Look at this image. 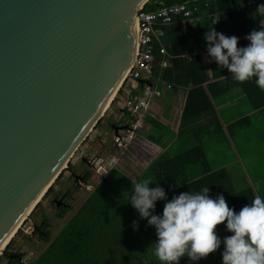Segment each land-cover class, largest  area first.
<instances>
[{
    "label": "water",
    "instance_id": "obj_1",
    "mask_svg": "<svg viewBox=\"0 0 264 264\" xmlns=\"http://www.w3.org/2000/svg\"><path fill=\"white\" fill-rule=\"evenodd\" d=\"M147 1L0 0V256L118 95Z\"/></svg>",
    "mask_w": 264,
    "mask_h": 264
},
{
    "label": "trees",
    "instance_id": "obj_2",
    "mask_svg": "<svg viewBox=\"0 0 264 264\" xmlns=\"http://www.w3.org/2000/svg\"><path fill=\"white\" fill-rule=\"evenodd\" d=\"M184 1L188 0H148L144 9L157 10ZM246 2L247 0H211V3L206 5V1H199V11L196 13L201 16L200 20L183 23L181 18H177L176 22L172 24L159 26L162 31L160 41L166 45L169 54L172 55L170 65L162 70V81H166L172 89L183 88L187 96L178 132V137L180 140L182 139V151L174 157L179 159L183 157L185 150H189L188 152L192 154L191 158L194 161L196 160L194 153L197 152L200 156L198 159L206 162L207 165L203 166L194 178L185 177L186 175L180 174L182 171H173V167L177 164L175 158L169 157L164 152L153 160L146 169L142 170L135 180L129 178L116 167H112L108 175L100 181L76 214L71 217L38 257L28 262H21L22 255L20 254L18 259L9 257L8 264H108L112 236L120 238L123 231H118V229L129 223L128 218L131 214L133 217L140 216L139 212L131 205L130 197L133 194L132 182H139L143 179L153 180L154 182L150 183L152 185L149 184L150 188L162 187L166 195L172 193V197L178 196L182 192L192 191L195 193L204 187H209L211 198L215 199L222 194L232 204L237 199H243L244 194L247 193L255 198L250 187L240 192L236 190L232 175L227 168L212 169L208 165L201 134L196 127L200 119L207 118L208 130L206 134L216 135L217 130L212 125L214 121L219 122L220 118L213 100L220 95L233 91L243 93L248 106V109L241 112L236 118V125L252 120L251 113L264 111V90L256 85L255 79L240 83L232 78V73L227 68H220L214 60L210 62V71H208L205 69L201 54L202 51H207V41L204 39V34L211 27L226 36H237L239 38L238 47H246L250 44V41L245 37L252 30L259 31L261 29L260 21L264 17L257 13V8L264 4V0H257L256 4L252 6L245 5ZM211 13L216 18L207 16ZM155 46L156 54L159 55V41L155 42ZM187 52H196V55L191 58L183 55ZM159 72V67H156L154 76L159 75ZM122 91L121 88L119 93ZM102 121L103 118L95 128ZM152 121L154 127L155 125H162L158 120ZM113 125H119V123ZM156 140L158 141V138ZM90 176L91 172L87 171L83 180L87 181ZM52 190L53 186L46 195ZM167 201H156V208L152 214L162 215L164 204ZM249 202L251 201L245 200V204ZM68 210H70V206H60L57 215L63 217ZM43 221L39 228L46 231L47 234L42 235V239L50 241L51 232L47 230V218L44 217ZM151 227L155 232L157 241L156 229L152 225ZM134 249V244L129 248V251L121 245L119 251H124L127 261L129 259L132 263L137 260V264H156L154 259L145 260L143 257L140 260L139 255L141 254L140 251H137L139 248ZM113 257L114 252L111 259ZM219 259L221 260L219 264H223L222 255ZM199 260L192 261L188 257H183L180 264H193ZM203 260L206 259L203 258ZM158 263L160 264L159 261Z\"/></svg>",
    "mask_w": 264,
    "mask_h": 264
},
{
    "label": "clouds",
    "instance_id": "obj_3",
    "mask_svg": "<svg viewBox=\"0 0 264 264\" xmlns=\"http://www.w3.org/2000/svg\"><path fill=\"white\" fill-rule=\"evenodd\" d=\"M257 13L264 17V4L258 6ZM260 24L261 30H252L245 37L250 41L246 47H238L237 36L218 33L214 27L208 28L204 39L208 62L214 60L220 68H227L240 83L255 79L264 90V19ZM165 86L172 89L168 83ZM152 182H132L130 202L141 218L150 217L148 224L156 229L158 239L152 245L160 264H180L183 257L192 261L208 257L220 248L222 241L216 229L225 222L233 234L223 239V264H264V198L260 195L237 213L222 194L211 198L210 188L204 187L195 193L173 196L164 204L162 215H154L156 201L166 200V192L159 186L150 188ZM133 226L138 230L137 221H133Z\"/></svg>",
    "mask_w": 264,
    "mask_h": 264
},
{
    "label": "crops",
    "instance_id": "obj_4",
    "mask_svg": "<svg viewBox=\"0 0 264 264\" xmlns=\"http://www.w3.org/2000/svg\"><path fill=\"white\" fill-rule=\"evenodd\" d=\"M206 52L207 51H205V54ZM203 60L205 69H208V56L206 57V55H204ZM152 78H154V76ZM151 84L156 86L155 79L152 80ZM166 84V81H160L157 84L158 87L163 88L162 91L159 89L161 94L154 97L151 109L146 112L145 124L137 132L136 142L138 139L140 140L141 137L143 138L142 141L138 142V145L140 143L141 144L137 147L141 148V153H145L150 158V161L146 165L140 164L142 168L141 171L146 169L153 160L158 158L164 152L169 157L175 158L174 156H178L182 151V139L180 140L178 137V132L180 129L183 108L187 96L183 88L179 90L167 89L165 86ZM129 89L130 84H128V87H125L127 94ZM123 91L121 93H123ZM121 93H119V97ZM127 94L125 96H121V98H123V105ZM213 102L215 104L216 112L220 118L219 122L214 121L212 125V127L216 128L217 130L216 135L206 134V131L208 130L207 118L200 119L196 125L200 132L199 134H201V141L205 149V157L207 159L208 165L212 169H218L222 167L227 168L232 175L234 186L237 191L240 192L250 187L254 192L255 197L260 195L262 198H264V111H255V113L250 114V116H252V120L237 123L236 125V118L239 117L241 112L248 109L243 93L235 91L225 93L216 97ZM119 109H121L120 106ZM122 112L124 113L123 116H117V114L114 113L113 117L115 120L109 119L110 122L108 125L114 124L112 122L118 121H121L120 126L126 125L129 119L128 117L130 116L125 112L124 109ZM152 120H158V122H161L162 125H155L154 127L152 126ZM103 121L97 128H94V133H96L97 136L93 139V143H89L90 145L87 154H94V152H97L94 155L98 156V153L100 152L102 154H99V158L105 159L108 157L111 160L113 156H118L119 154L118 152L107 154L108 150H111L107 144V138L112 139L110 135L113 136L115 134V130L112 128V133L109 135V128L102 127ZM101 127L103 128L102 130ZM105 135H107V138ZM157 138L158 141L156 140ZM211 143H214L212 149L210 146ZM134 145L135 146L133 149L136 147V144ZM133 149H131L128 153V158H130L131 162H134V155L137 153ZM188 151L189 150H185L183 152V157H180L179 159L175 158V163L177 164H175L173 167V171H182L180 174L184 176L186 175L185 177L188 176L190 178H194L198 174V171H200L203 166H206L207 163L198 159L200 156L197 154V152L194 153L196 157V160L194 161L191 158L192 154ZM141 162L142 160L140 159V163ZM115 167L121 170L120 167H122V165L118 163ZM129 178L132 180L136 179L132 177ZM171 194L172 193L166 195L165 201L171 199ZM253 199L254 198L252 195L247 193L244 194L243 199H237V201L233 204L228 199H226V201L228 206L233 208L238 213L243 206L251 204V202L245 204V200L252 201ZM216 232L222 241L220 248L214 253L209 254V256L205 258L206 260L201 258L197 263L194 262L193 264H219V261H221L219 258H221V255L224 251L223 239L226 236L232 235L233 233L227 230L226 222L219 225L216 229Z\"/></svg>",
    "mask_w": 264,
    "mask_h": 264
},
{
    "label": "rangeland",
    "instance_id": "obj_5",
    "mask_svg": "<svg viewBox=\"0 0 264 264\" xmlns=\"http://www.w3.org/2000/svg\"><path fill=\"white\" fill-rule=\"evenodd\" d=\"M128 81L127 79H125L121 87L122 90L124 89L123 93H121L120 97H116V101L113 100L103 117L104 121L102 123V127L109 128V135L110 133H112L111 129L113 128V126L108 124L111 119L115 120L113 117L114 113H116L117 116L124 115V113L122 112L124 108L123 98H121V96H125L127 94V90H125V87H128ZM119 106L121 109H119ZM118 122L120 123V126L121 121ZM112 123L115 124L117 122ZM102 127L101 130L103 129ZM94 132L95 129H93L88 137L83 141V143H81V145L78 147L73 157L71 158L68 166L63 170L62 174H60L61 177L53 184V190L47 195L45 194L43 199L31 213V215L24 221L18 232L8 243L6 247V254L0 256V264H8L10 260V254L12 253H20L23 257L21 260L22 262H28L38 257L50 244V242L58 235L60 230L71 219V217L76 214L77 210L87 200L89 195L100 183V181L108 175L109 172L106 176H104L105 170L101 169L100 167L105 164V162H110L111 160L108 157H106L105 159L99 158V154H102L100 152L98 153V156L94 155L97 152H94V154H87L90 145L89 143H93V139L97 136ZM122 134L126 139L125 145L128 146L127 148L122 147L121 149H119L118 146L114 144V141H112L115 134L113 136L110 135L112 139L107 138V135H105V137L107 138V144L111 149H107V154L117 152L119 153L118 155L121 154L123 156L122 158L117 156L120 158L119 163L122 165L120 169L123 170V172L129 177L135 179L137 178L135 176H137L141 172L142 168L140 164L146 165L150 161V158L145 153H141V148L137 147L141 144L140 143L138 145V142L142 141V137L136 142L137 135L136 137L131 136L132 133L125 130V128ZM134 144H136L135 149H133L135 146ZM210 146L212 149L214 143H211ZM131 149L137 152L136 155H134V162H131L130 158H128V153ZM83 157H86V161H83ZM140 159L142 160L141 163ZM126 169L128 172L126 171ZM87 171L91 172V176L87 181H84L83 176H85ZM75 174L79 176L77 177V175ZM63 196H65V201L67 205L70 206V210H68L63 217H59L57 215L58 211L60 210L58 199L62 198ZM44 217L47 218V230L51 232L50 241L42 239L39 232H34V226H39L40 224H42L44 222ZM128 219L129 223L127 225H122L121 229H118V231H123L120 235V238L112 236L108 264H137V260L133 261V263L130 262L129 259L127 261L125 252L119 251L121 245L129 251V248H131L133 244L135 247L134 250H136L137 247L139 248L137 251H140V260L143 257L145 260L154 259L155 263L159 264L157 258L154 255V245H152L156 242L154 235L155 232L154 230H152L151 225L148 224L147 218H141L140 216L133 217V214H131ZM133 221L138 222V230L134 229ZM111 252H114V259H111Z\"/></svg>",
    "mask_w": 264,
    "mask_h": 264
},
{
    "label": "built area",
    "instance_id": "obj_6",
    "mask_svg": "<svg viewBox=\"0 0 264 264\" xmlns=\"http://www.w3.org/2000/svg\"><path fill=\"white\" fill-rule=\"evenodd\" d=\"M199 1H206V5L211 3V0H188L157 10H145L144 6L138 13L137 47L134 60L126 77L127 81L129 80L127 83L130 84V89L124 99L123 108L130 116L126 123L128 124V129L125 130L130 131L133 137H136L137 132L144 126L146 112L151 109L154 97L161 94L157 84L162 80V70L170 65V58L172 57L166 45L160 41L162 31L159 26L172 24L176 22L177 18H181L183 23L200 20L201 16L196 13L199 11ZM256 2L257 0H247L245 5L252 6ZM207 16L216 18L212 13L207 14ZM156 41H159L160 44L159 55L156 54ZM201 54L208 56L205 51ZM184 55L192 57L196 55V52H187ZM156 67H159L160 72L159 75L154 76ZM208 70L210 71V62ZM153 76L154 78H152ZM153 79L156 81V86L151 84ZM168 87H171V85L168 84ZM123 131L124 129H120L119 133L113 136L114 144L119 149L122 147L127 148L128 146L125 145L126 139L122 134ZM118 156L123 157L121 154ZM119 157L113 156L110 162L107 161L100 167L105 170L104 176L107 175L112 167L119 163Z\"/></svg>",
    "mask_w": 264,
    "mask_h": 264
},
{
    "label": "flooded vegetation",
    "instance_id": "obj_7",
    "mask_svg": "<svg viewBox=\"0 0 264 264\" xmlns=\"http://www.w3.org/2000/svg\"><path fill=\"white\" fill-rule=\"evenodd\" d=\"M65 196H66V195H65ZM65 196L62 197L63 203H61L60 206H63V207H64L65 205L68 206L67 203H66V201H65ZM35 226H36V225H35ZM35 226H34V230H37V232L40 233V236H41V238H42V235H44V233H45L46 231H44V230H42L41 228H39V226H37L39 229H38V228L35 229ZM18 258H19V256H18V257H15L14 259H18Z\"/></svg>",
    "mask_w": 264,
    "mask_h": 264
},
{
    "label": "bare ground",
    "instance_id": "obj_8",
    "mask_svg": "<svg viewBox=\"0 0 264 264\" xmlns=\"http://www.w3.org/2000/svg\"><path fill=\"white\" fill-rule=\"evenodd\" d=\"M106 107H107V105H106ZM108 108V107H107ZM107 110V109H106ZM15 231L12 233V234H10V236L7 238V240L4 242V244H3V246H6V244H8L11 240H12V238L15 236ZM10 240V241H9ZM2 246V247H3Z\"/></svg>",
    "mask_w": 264,
    "mask_h": 264
}]
</instances>
